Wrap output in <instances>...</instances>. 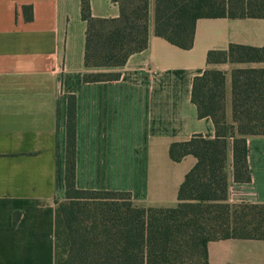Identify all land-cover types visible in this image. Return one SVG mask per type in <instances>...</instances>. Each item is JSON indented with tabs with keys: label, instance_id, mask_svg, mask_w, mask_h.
Segmentation results:
<instances>
[{
	"label": "crops",
	"instance_id": "obj_1",
	"mask_svg": "<svg viewBox=\"0 0 264 264\" xmlns=\"http://www.w3.org/2000/svg\"><path fill=\"white\" fill-rule=\"evenodd\" d=\"M24 7H31L27 20ZM95 18H116L112 0H90ZM86 22L80 0H0V264H54L55 200L65 195L68 97L76 101V187L128 192L138 207H174L196 158L169 156L173 142L215 137L199 118L192 83L208 67L225 73V121L231 71L259 63L207 64L211 50L264 45V18H200L182 49L154 33L150 0L146 49L130 55L116 80L83 81ZM228 198L264 204V136L247 138L250 182L233 178L227 137ZM20 213L16 225L13 214ZM209 264H264V240L207 244Z\"/></svg>",
	"mask_w": 264,
	"mask_h": 264
},
{
	"label": "trees",
	"instance_id": "obj_2",
	"mask_svg": "<svg viewBox=\"0 0 264 264\" xmlns=\"http://www.w3.org/2000/svg\"><path fill=\"white\" fill-rule=\"evenodd\" d=\"M116 18H95L80 0L86 22L83 81L116 80L128 57L147 48L150 0H112ZM27 20L31 7H24ZM264 18V0H153L156 36L190 49L200 18ZM264 62L260 48L230 44L211 50L207 64ZM191 100L199 118L209 117L215 137L194 135L173 142L174 161L196 158L174 207H138L128 192L76 187V101L68 97L65 195L55 200L54 264H209L207 244L221 239L264 240V204L228 203L225 73L207 68L194 78ZM232 165L236 182H250L247 138L264 136V67L231 71ZM20 213L13 214L16 225Z\"/></svg>",
	"mask_w": 264,
	"mask_h": 264
},
{
	"label": "rangeland",
	"instance_id": "obj_3",
	"mask_svg": "<svg viewBox=\"0 0 264 264\" xmlns=\"http://www.w3.org/2000/svg\"><path fill=\"white\" fill-rule=\"evenodd\" d=\"M108 71V70H107ZM227 127H228V133H229V135H228V137L229 138H232V136H233V129H232V124H229V125H227ZM228 203H230V204H239L238 202H235V201H233V200H229L228 199ZM242 203V202H241Z\"/></svg>",
	"mask_w": 264,
	"mask_h": 264
},
{
	"label": "built area",
	"instance_id": "obj_4",
	"mask_svg": "<svg viewBox=\"0 0 264 264\" xmlns=\"http://www.w3.org/2000/svg\"><path fill=\"white\" fill-rule=\"evenodd\" d=\"M228 199L233 200V201L238 202V203L243 202L242 195H240L238 193H234L233 196L231 198L229 197Z\"/></svg>",
	"mask_w": 264,
	"mask_h": 264
}]
</instances>
